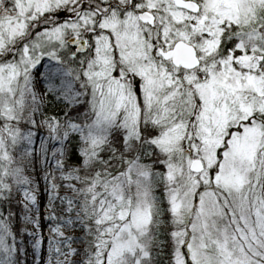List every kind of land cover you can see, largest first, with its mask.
<instances>
[{"label": "snow or ice", "instance_id": "obj_1", "mask_svg": "<svg viewBox=\"0 0 264 264\" xmlns=\"http://www.w3.org/2000/svg\"><path fill=\"white\" fill-rule=\"evenodd\" d=\"M0 264H264V0H0Z\"/></svg>", "mask_w": 264, "mask_h": 264}]
</instances>
